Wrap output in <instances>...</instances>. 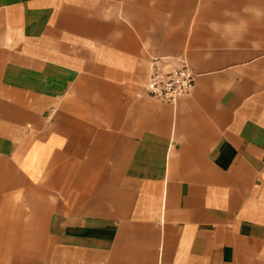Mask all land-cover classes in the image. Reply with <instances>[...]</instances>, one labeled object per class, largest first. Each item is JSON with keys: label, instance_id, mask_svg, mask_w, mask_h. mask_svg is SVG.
I'll return each instance as SVG.
<instances>
[{"label": "crops", "instance_id": "crops-1", "mask_svg": "<svg viewBox=\"0 0 264 264\" xmlns=\"http://www.w3.org/2000/svg\"><path fill=\"white\" fill-rule=\"evenodd\" d=\"M259 37L264 0H0V264H264Z\"/></svg>", "mask_w": 264, "mask_h": 264}, {"label": "built area", "instance_id": "built-area-1", "mask_svg": "<svg viewBox=\"0 0 264 264\" xmlns=\"http://www.w3.org/2000/svg\"><path fill=\"white\" fill-rule=\"evenodd\" d=\"M196 79L197 74L186 60L158 57L151 60L150 74L144 88L148 96L175 106L179 99L190 95Z\"/></svg>", "mask_w": 264, "mask_h": 264}, {"label": "rangeland", "instance_id": "rangeland-1", "mask_svg": "<svg viewBox=\"0 0 264 264\" xmlns=\"http://www.w3.org/2000/svg\"><path fill=\"white\" fill-rule=\"evenodd\" d=\"M234 13V12H233ZM232 13V14H233ZM244 28V26H235V25H231V26H227L226 27V33L228 34V35H230V36H234V34H236V33H239L240 32V30H242ZM253 44V46L255 47V51H257L258 52V54H264V37H259V40H258V42H253L252 43ZM186 51H187V49H186V47H185V45H184V49H183V53H184V55H187L186 54ZM169 59H171V60H173V61H178V60H181V59H184V60H186L187 61V63L189 64V66H190V61H189V59L188 58H186V57H172V58H169Z\"/></svg>", "mask_w": 264, "mask_h": 264}]
</instances>
